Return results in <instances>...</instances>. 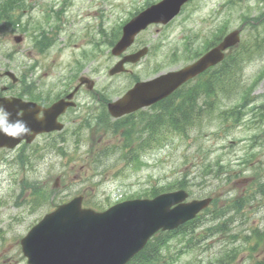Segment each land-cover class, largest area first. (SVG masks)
Returning a JSON list of instances; mask_svg holds the SVG:
<instances>
[{
    "label": "rangeland",
    "instance_id": "1",
    "mask_svg": "<svg viewBox=\"0 0 264 264\" xmlns=\"http://www.w3.org/2000/svg\"><path fill=\"white\" fill-rule=\"evenodd\" d=\"M145 1L23 0L11 19L25 11L21 19L25 25L0 20V72L11 70L18 78L25 75L37 86H54L56 91L70 82L68 78L75 68L85 66L83 73L92 72L97 88L109 99H115L129 83V74L144 78L147 74L153 76L179 67L187 57L184 48L187 40L198 47L213 33H218V28L225 26L230 31L242 26L241 43L248 45L249 51L244 53L233 80L235 85L231 86L236 93L233 94L232 89L228 94L219 93L211 115L203 116L202 122L186 126L183 136L171 133L166 138L165 128L163 136L159 137L163 145L153 144L142 150L136 145H141L140 140L146 138V133L137 136L134 132L133 151L125 155L122 136L112 127L103 130L84 126L71 132L77 125H84L74 118L85 119L90 114L94 118L100 111L95 98L81 91L77 96L78 107L63 119L62 131L50 138L39 135L28 145L12 150L0 149V264H26L20 238L45 212L74 194H82L89 205L104 208L121 197L147 194V188L161 186L169 180L188 179L192 191L190 199L211 196L217 203L209 204L200 213L201 222L195 227L193 243H189L188 248L184 236L169 238L168 248L163 253L166 260H171L167 264L212 259L232 248L241 249L245 244L243 237L248 236L250 229L264 230V112L255 117L250 113L251 107L264 99V78L252 86L251 99L241 122L223 128L216 119L219 111L239 100V93L251 86L264 66V48H258L264 44H257L259 39L264 40V26L255 23L257 27H253L241 21L245 14L257 16L264 9V0L189 1L165 26L151 25L136 36L127 51L140 45H148L150 50L138 63L129 65V71L124 74L108 75L117 57L104 46L96 58L81 61L82 66L76 64L84 50L92 48L90 42L101 39L98 34L101 25L111 30ZM50 9L54 12L62 9V13L59 16L51 13L45 21L44 14ZM28 19L43 22V29L55 38L54 45L41 59L28 55L32 52L30 34L19 44L12 41L14 34L22 33L21 29L31 24ZM242 46L233 53L239 52ZM8 82V77L0 75V87ZM17 87L13 85L11 91L14 93ZM62 137L65 140L59 142ZM52 139L55 140L53 147ZM102 149L108 153L103 155ZM131 155H136L139 162H134ZM57 177V186L52 188ZM22 181L29 186L23 187ZM33 184L47 195L45 201H34ZM235 196L244 197L247 204L226 213L227 225L217 223V227L206 231L215 210L226 207ZM222 220L218 218L215 222ZM258 250L257 254L241 253L236 264H251L264 255V246ZM156 264H162V260Z\"/></svg>",
    "mask_w": 264,
    "mask_h": 264
},
{
    "label": "water",
    "instance_id": "2",
    "mask_svg": "<svg viewBox=\"0 0 264 264\" xmlns=\"http://www.w3.org/2000/svg\"><path fill=\"white\" fill-rule=\"evenodd\" d=\"M186 0H161L132 18L124 27L121 39L113 47L118 53L129 45L135 33L149 22L165 23L178 11ZM19 41V37H14ZM238 40L237 32L227 35L215 48L206 53L195 63L183 69L168 73L154 80L137 83L122 98L109 104L114 115L131 111L137 107L168 94L185 79L202 71L205 67L222 58L221 50ZM146 51L145 48L125 59L135 60ZM121 68L119 62L114 70ZM15 80L11 72H5ZM16 119L20 108L27 104L13 98L11 102L0 99ZM67 103L61 99L44 113L40 127L32 122L33 114L23 113L22 118L35 132L60 129L55 119ZM20 140V139H19ZM19 140H13L0 134V146L13 147ZM184 197L182 192L163 194L152 200H129L118 203L103 212L90 208H81V196L59 205L46 214L38 223L30 228L21 239L24 255L29 264H124L145 243L147 238L158 228H173L178 223L192 217L207 201L180 204L173 210L169 205Z\"/></svg>",
    "mask_w": 264,
    "mask_h": 264
},
{
    "label": "trees",
    "instance_id": "3",
    "mask_svg": "<svg viewBox=\"0 0 264 264\" xmlns=\"http://www.w3.org/2000/svg\"><path fill=\"white\" fill-rule=\"evenodd\" d=\"M17 5V0H0V20H6L8 22H12L15 23L14 20L10 19L12 17V11L14 9V7ZM112 41H109V43H111ZM232 65L234 63V57L230 58ZM226 62L222 63L220 65V67L214 69V73H213V77L215 81L218 80H223L226 73H227V68L225 67ZM221 68V69H220ZM264 72H262L260 74V76L263 74ZM209 82H207L206 80L204 82H201L202 85H208ZM241 100L245 101L246 100V94H244V96H241ZM176 102H174L176 105L172 108L171 106L168 108V115H169V121L168 122L170 125L174 126V127H180L183 126L184 122H180V117L179 115H176V110L179 111L181 113V115L184 117V119L186 120L190 114L193 115L195 108L197 109V105L194 102V95L192 92V89H187L186 91H184V93L179 94V97H177V99L175 100ZM191 110H193L191 112ZM195 115V114H194ZM193 115V116H194ZM104 119V118H102ZM99 124H104V122H98ZM125 125H129V122L126 121V123H124ZM89 125V123L87 124ZM115 127L117 126L116 124H114ZM126 129V128H125ZM125 135H129L130 134V129H126V131L124 130ZM132 139H128L125 140V146H130V144ZM180 185L182 186L183 181H179ZM173 183H166L165 186H160L157 188H150L148 190V192L150 193L151 196L157 194L160 190L164 189H170L172 187ZM147 192V191H146ZM33 193H39L37 190V187L33 188ZM229 219H226L225 222L227 223ZM199 219H194L191 222H188L184 225H182L181 227H179L177 230H172V231H168L165 233H160L157 236H153L152 238H150L148 240V242L146 243V245L144 246V248L138 253L136 254L127 264H156L157 261L163 260V258L165 257L163 255V253L167 250L168 245H167V241L170 237L176 236V235H190L194 229H195V225H197ZM219 226V225H218ZM215 227H217L216 225H212L210 227L207 228V230H209L210 228L214 229ZM223 229V226H220V230ZM190 238H193L190 235ZM244 243H245V247L246 250L248 249V252H253L256 251L260 246L264 245V230H260V228H253L251 229V232L248 234V236L243 237ZM189 241L186 239V244ZM242 250H245L242 248ZM240 250L238 249H231V250H227L225 251L220 258L215 259L216 264L218 262V264H234L235 263V259L237 258V255L239 253ZM214 262H210L209 264H212ZM254 264H264V257L260 258V259H256L254 260Z\"/></svg>",
    "mask_w": 264,
    "mask_h": 264
},
{
    "label": "clouds",
    "instance_id": "4",
    "mask_svg": "<svg viewBox=\"0 0 264 264\" xmlns=\"http://www.w3.org/2000/svg\"><path fill=\"white\" fill-rule=\"evenodd\" d=\"M8 101L11 102V98H8ZM16 116V119H12V113L8 108L4 104H0V134L10 137L13 140L31 136L33 130L22 118V111L18 110Z\"/></svg>",
    "mask_w": 264,
    "mask_h": 264
},
{
    "label": "flooded vegetation",
    "instance_id": "5",
    "mask_svg": "<svg viewBox=\"0 0 264 264\" xmlns=\"http://www.w3.org/2000/svg\"><path fill=\"white\" fill-rule=\"evenodd\" d=\"M44 44L46 45V43H44ZM45 45H44V47H45ZM19 92H20L21 94L24 95V94H26V93L29 92V89L22 87V88L19 89ZM23 99H26V98H23ZM29 99H30V98H28V100H29ZM34 100H36L37 103L40 104V105H42V106H47V105H48V104H46L45 96L42 97V98L34 99ZM40 115H41V113L38 114V116H40ZM22 142L24 143V141H22ZM21 144H22V143H21Z\"/></svg>",
    "mask_w": 264,
    "mask_h": 264
}]
</instances>
